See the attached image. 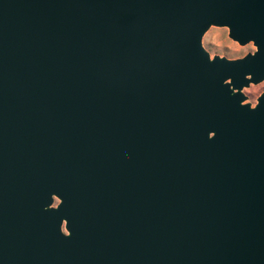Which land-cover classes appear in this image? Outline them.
Listing matches in <instances>:
<instances>
[{"label":"water","instance_id":"95a60500","mask_svg":"<svg viewBox=\"0 0 264 264\" xmlns=\"http://www.w3.org/2000/svg\"><path fill=\"white\" fill-rule=\"evenodd\" d=\"M262 79L264 0H0V264H264Z\"/></svg>","mask_w":264,"mask_h":264},{"label":"rangeland","instance_id":"374dc122","mask_svg":"<svg viewBox=\"0 0 264 264\" xmlns=\"http://www.w3.org/2000/svg\"><path fill=\"white\" fill-rule=\"evenodd\" d=\"M201 44L208 51L209 55H222L228 58L241 56L247 51L254 49L251 42L239 44L227 35L226 26L209 25L201 36ZM245 95L243 101H248L250 104L255 102L256 96L264 91V79L255 83L249 82L248 85L241 88ZM57 199L54 198L53 203Z\"/></svg>","mask_w":264,"mask_h":264}]
</instances>
